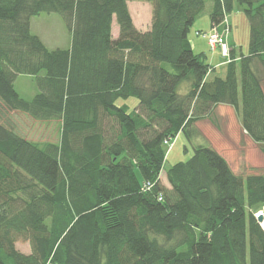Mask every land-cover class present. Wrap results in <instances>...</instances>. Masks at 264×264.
Listing matches in <instances>:
<instances>
[{"label": "trees", "instance_id": "trees-1", "mask_svg": "<svg viewBox=\"0 0 264 264\" xmlns=\"http://www.w3.org/2000/svg\"><path fill=\"white\" fill-rule=\"evenodd\" d=\"M145 1L143 32L128 0H0V102L62 126L59 142H40L0 119V264H264V172L237 174L199 143L166 169L170 187L159 177L165 140L199 133L218 104L264 151V0H213L220 30L236 4L249 22L248 51L223 76L188 39L208 0ZM43 12L61 14L69 47L32 31ZM20 74L35 76L30 99ZM145 181L156 183L144 191Z\"/></svg>", "mask_w": 264, "mask_h": 264}, {"label": "rangeland", "instance_id": "rangeland-1", "mask_svg": "<svg viewBox=\"0 0 264 264\" xmlns=\"http://www.w3.org/2000/svg\"><path fill=\"white\" fill-rule=\"evenodd\" d=\"M233 10V12L228 17L229 20H232L233 23V32L231 34H228L227 40L229 42L230 36L231 38L234 37L238 43V53H240L241 49L245 50L248 47V40H249V34L248 31L245 34L244 28H243V20H246L247 18L245 14L242 11V7L238 4ZM210 12H211V6L210 2H207L206 9L197 17L194 24L192 25L189 33H188V39L190 43H192V40L196 43V50L203 49L206 50L209 55V60L212 59L214 55L216 57L220 58L221 52L220 48L216 52L211 49L210 46H207L206 41L201 39L199 35H197V29L198 28H205L207 31H210L212 29L211 27V19H210ZM32 25V31L36 34H38L42 40L46 43V45L50 48H54L57 46H65L68 44V29L64 23V20L59 13H47L43 12L40 15H36L32 17L31 20ZM211 28V29H210ZM206 31V30H205ZM186 82H183L180 85V92L184 93L186 91L185 88ZM15 87L18 90V92L26 99L32 98L34 91H37L38 85L36 83V79L34 75H27V74H20L18 75L16 81H15ZM136 98H130L128 102L130 105L138 103V100L136 103ZM133 102V103H131ZM120 103V101H119ZM225 118L231 117L234 118V114L232 112H224ZM214 119V116H212ZM0 119L5 121H12L17 126L19 131L22 135L29 137L30 139L44 142V141H54L59 142L61 137V121L59 120H51V121H41L37 120L27 113L20 112V111H11L7 110L5 106L2 105L0 102ZM216 123V122H215ZM230 125L229 127L224 126L223 135L222 137H213L212 133L208 131L209 136L213 139L214 142L218 143V146L220 148H224L222 143L227 141L229 136L233 133V131H236V127ZM196 134V133H194ZM229 135V136H228ZM244 138V137H243ZM205 144L208 145V143L204 139H200L195 137L194 135H191V138H189L185 133H180L177 135V137H174L169 145H165V151H167L166 160L164 163V170L162 173V179L163 182L167 184L166 180V169L173 165L174 163L181 161V160H187L189 159L194 150V146L197 144ZM227 144V142H225ZM171 146V148H169ZM262 144H260V147ZM250 151V162L252 165H254L257 168L258 172H264V153L260 152V149L258 146L253 147L252 149L249 148ZM166 180V181H165ZM20 247L28 248V241L24 240L19 243Z\"/></svg>", "mask_w": 264, "mask_h": 264}, {"label": "crops", "instance_id": "crops-1", "mask_svg": "<svg viewBox=\"0 0 264 264\" xmlns=\"http://www.w3.org/2000/svg\"><path fill=\"white\" fill-rule=\"evenodd\" d=\"M210 2V6L212 8L213 5V0H208ZM207 7V6H206ZM128 8L131 14V17L133 19L134 25L136 26V28H138L140 31H149L151 29L152 26V16H153V6L152 3L149 1H145V0H128ZM229 21V26L230 27V33L231 34L233 32V23L232 20L229 18H227ZM243 28H244V32L245 34L248 31L249 34V22L247 20H243ZM32 26V25H31ZM211 27H212V22H211ZM211 29V28H210ZM207 31L206 27L205 28H198L197 31ZM69 32V31H68ZM120 34V26L117 22V18L116 15H113V21H112V35L113 38H117ZM198 35V34H197ZM68 44L65 46H57L54 48H66L69 47L71 45V35L70 32L68 33ZM201 37V39L206 41L207 46H210L208 43V40L206 38H203L201 35H199ZM44 41V40H43ZM229 46H230V57H234L235 59L239 61L240 58V54L241 52H243L244 50L241 49L240 53H238V43L236 41V39L234 37L229 39ZM192 48L194 49L195 52H203L206 54L207 60L208 62L213 65L214 69V74L216 75H225L226 72V64L229 60V56H224V55H220V58L216 57V55H214L212 57L211 60H209V53L206 50H203L202 48L199 50H196V43L192 40ZM50 48V47H49ZM51 48V49H54ZM218 50V48L214 49V52H216ZM248 51V47L245 50V53ZM221 52V51H220ZM259 64V68L260 70H263V66L260 65V62H258ZM263 81V87H264V77L262 79ZM39 90V89H38ZM34 91L35 93L32 95L34 96L37 92ZM126 102L127 104L130 105V103L128 102V100L126 101H121V103ZM136 101H134V103H136ZM133 103V102H131ZM137 104V103H136ZM135 104L130 105V107L132 108ZM224 112H232L234 114V118H229L226 117L225 118V114ZM214 116V119L212 118V116ZM210 115H206L202 118H200L197 122H196V127L199 130V133H196L194 136L200 139H204L208 144L214 146L229 162L230 166L232 167V169L237 173V174H241V175H247V174H253V173H262V172H258L257 168L252 165V163L250 162V151L249 148H253L258 146L260 149L261 153H264V151L262 150V146L260 147L259 143L254 142L249 135L247 134L246 130L242 127L241 121L239 116L236 113V110L228 104H218L216 105L212 112L210 113ZM216 122V123H215ZM229 127L230 125L235 126L237 129L236 131L231 134V136H229V138H227L228 140L225 141L227 142V144L222 143L224 148H220V146H218V143L214 142L213 139L215 137H222L223 135V130H224V126ZM232 126V127H233ZM208 131H210L213 135V139L209 136ZM244 137V138H243ZM29 138V137H27ZM167 146V145H166ZM164 168L161 170L160 172V179L162 181V183L168 187H170V184L168 182L167 179V175H166V180H167V184H165L162 179V173H163ZM165 180V181H166ZM21 241L24 240H18L16 241V248L24 253H30L31 251V245L30 242L28 241V248H24V247H20L19 243ZM27 241V240H26Z\"/></svg>", "mask_w": 264, "mask_h": 264}, {"label": "built area", "instance_id": "built-area-1", "mask_svg": "<svg viewBox=\"0 0 264 264\" xmlns=\"http://www.w3.org/2000/svg\"><path fill=\"white\" fill-rule=\"evenodd\" d=\"M212 29L210 31H197L198 35H201L203 38L208 40V43L212 50L216 49L217 47L220 48L221 54L224 56H229L230 54V46L227 40L228 34L230 33L229 21L226 19V27L224 29L218 28L217 25H212ZM230 57V56H229ZM173 138H168L165 140V145H169L170 141ZM170 145L169 148H171ZM160 177V175H159ZM156 182L145 181L142 185V190L149 191ZM163 198L162 194L159 195V199ZM262 226L264 227V221L261 222Z\"/></svg>", "mask_w": 264, "mask_h": 264}, {"label": "water", "instance_id": "water-1", "mask_svg": "<svg viewBox=\"0 0 264 264\" xmlns=\"http://www.w3.org/2000/svg\"><path fill=\"white\" fill-rule=\"evenodd\" d=\"M257 218L259 222H263L264 221V214L262 212H259L257 214Z\"/></svg>", "mask_w": 264, "mask_h": 264}]
</instances>
